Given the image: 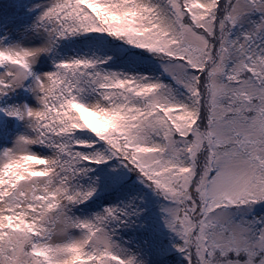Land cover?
<instances>
[{"label":"snow or ice","instance_id":"1","mask_svg":"<svg viewBox=\"0 0 264 264\" xmlns=\"http://www.w3.org/2000/svg\"><path fill=\"white\" fill-rule=\"evenodd\" d=\"M0 264H264V0L0 2Z\"/></svg>","mask_w":264,"mask_h":264},{"label":"rangeland","instance_id":"2","mask_svg":"<svg viewBox=\"0 0 264 264\" xmlns=\"http://www.w3.org/2000/svg\"><path fill=\"white\" fill-rule=\"evenodd\" d=\"M0 2H3V0H0ZM4 2H7V0H4Z\"/></svg>","mask_w":264,"mask_h":264}]
</instances>
